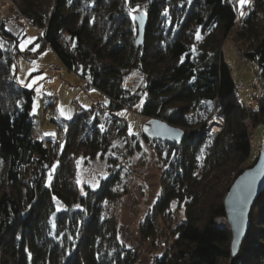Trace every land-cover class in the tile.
<instances>
[{"label": "trees", "instance_id": "16d2710c", "mask_svg": "<svg viewBox=\"0 0 264 264\" xmlns=\"http://www.w3.org/2000/svg\"><path fill=\"white\" fill-rule=\"evenodd\" d=\"M11 1L17 20L43 32L22 53L25 32L0 16V264L136 263L104 219L105 203L118 198L120 171L110 168L98 189H82L77 158L100 155L117 166L119 159L109 156L113 138L130 136L128 121L118 112L136 109L142 100V117L185 130L181 143L151 137L150 121L142 133L171 160V182L165 183L156 213L163 215L174 202L185 208L172 254L155 264H245L248 259L264 264V192L236 258L230 226L218 225L226 219L225 196L249 160L252 131L264 124V100L255 109L245 104L223 52L236 30L238 0ZM140 9L147 27L137 48L134 16ZM260 15L264 0H254L237 38L242 57L255 62L264 78V25L259 32L255 23ZM31 48L35 56L51 48L67 70L89 79L110 99L107 107L99 102L73 120H58L57 140L47 142L51 146L34 136V91L17 80L19 57L27 58ZM133 70L146 77L137 93L123 85ZM214 115L225 118L219 134L206 130Z\"/></svg>", "mask_w": 264, "mask_h": 264}, {"label": "rangeland", "instance_id": "374dc122", "mask_svg": "<svg viewBox=\"0 0 264 264\" xmlns=\"http://www.w3.org/2000/svg\"><path fill=\"white\" fill-rule=\"evenodd\" d=\"M8 1L9 9L4 17H10L12 29L25 32L19 45L23 53L29 50L41 33L28 20H17L13 12L14 3ZM252 7L254 0H248L242 8L240 6L236 30L226 39L223 52L227 64L232 68L241 98L246 105L255 109L260 100H264V78L257 74L255 62L242 57L239 50L243 45L237 38L241 22ZM255 23L261 32L264 16L260 15ZM64 37L67 38V35L64 34ZM32 53H37L36 49L31 48L27 58L20 55L17 80L20 85L34 91L36 139L46 144L49 140H57L58 120H73L78 112L88 110L99 102L106 107L110 105V99L104 98L89 79L67 70L54 50L46 49L37 56ZM51 65H58L64 70L62 73H45V69ZM145 79L140 71L133 70L123 79V85L132 93H137L144 86ZM142 104L143 100L136 109L118 112L128 121L130 136L128 139L118 135L113 138V149L109 150V156L119 159L117 166H111V158L103 159L99 155L92 159L90 155L81 153L77 158V183L82 189L85 185L98 189L101 181L109 177L110 168L120 171V181L115 187L118 198L105 203L104 219H108L117 240L136 255L135 264H155L172 254L178 224L185 218V208L183 203L174 202L163 215L155 211L156 204L164 194L165 183L171 182V178L167 179L171 160L157 141L143 138L142 133L150 120L139 114ZM100 110L102 108H98ZM107 113L110 114L108 110ZM132 135L137 136L133 138ZM57 143L55 141L54 145ZM251 144V154L243 166L244 170L252 167L259 157L264 144V124L252 131ZM149 223L154 226H147ZM218 225L230 226L227 218L218 220ZM245 264H252V260L248 259Z\"/></svg>", "mask_w": 264, "mask_h": 264}, {"label": "water", "instance_id": "95a60500", "mask_svg": "<svg viewBox=\"0 0 264 264\" xmlns=\"http://www.w3.org/2000/svg\"><path fill=\"white\" fill-rule=\"evenodd\" d=\"M135 22L138 26L137 48L144 42L147 27V15L140 9L136 12ZM148 134L159 140L170 143H181L185 130L170 125L164 120L152 119L147 126ZM264 192V144L257 162L244 170L234 181L225 196L226 218L232 231L231 251L236 258L251 228L250 215L257 199Z\"/></svg>", "mask_w": 264, "mask_h": 264}, {"label": "built area", "instance_id": "2783aa9c", "mask_svg": "<svg viewBox=\"0 0 264 264\" xmlns=\"http://www.w3.org/2000/svg\"><path fill=\"white\" fill-rule=\"evenodd\" d=\"M39 33H42L43 30H39ZM64 68L59 67L58 65H51L45 69V73L54 74V73H62ZM243 85V83H241ZM225 127V118L220 115L213 116L207 123L206 130L213 133L219 134L224 130Z\"/></svg>", "mask_w": 264, "mask_h": 264}, {"label": "bare ground", "instance_id": "6f19581e", "mask_svg": "<svg viewBox=\"0 0 264 264\" xmlns=\"http://www.w3.org/2000/svg\"><path fill=\"white\" fill-rule=\"evenodd\" d=\"M9 9V1L8 0H0V13L1 16L4 17Z\"/></svg>", "mask_w": 264, "mask_h": 264}, {"label": "snow or ice", "instance_id": "6c2138e0", "mask_svg": "<svg viewBox=\"0 0 264 264\" xmlns=\"http://www.w3.org/2000/svg\"><path fill=\"white\" fill-rule=\"evenodd\" d=\"M248 2V0H238L239 5L241 6V8ZM243 14V13H241Z\"/></svg>", "mask_w": 264, "mask_h": 264}]
</instances>
